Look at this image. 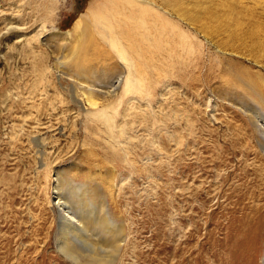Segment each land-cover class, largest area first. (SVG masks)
Wrapping results in <instances>:
<instances>
[{
  "label": "rangeland",
  "instance_id": "obj_1",
  "mask_svg": "<svg viewBox=\"0 0 264 264\" xmlns=\"http://www.w3.org/2000/svg\"><path fill=\"white\" fill-rule=\"evenodd\" d=\"M101 1L0 0V264H74L58 171L97 194L88 223L121 242L115 264H264V0H170L176 31L160 23L135 94Z\"/></svg>",
  "mask_w": 264,
  "mask_h": 264
},
{
  "label": "bare ground",
  "instance_id": "obj_2",
  "mask_svg": "<svg viewBox=\"0 0 264 264\" xmlns=\"http://www.w3.org/2000/svg\"><path fill=\"white\" fill-rule=\"evenodd\" d=\"M140 1L142 2L130 3L128 7H124L125 5L122 0H120L118 4L117 0H102L101 3H98L93 10L95 17L99 15L107 20V24L104 22L106 30L108 28L110 31H113L112 22L108 21L110 19H116L117 24H122L119 25V27L122 28L121 35L126 42L123 44V41L120 42V47H118V42L115 39H111V45L114 48L119 49L117 52L124 65L128 68V76L125 83L126 94L141 93V91H139L140 87L143 88L146 84V80H144V78L134 80L131 77L133 69L138 67V63L136 62L137 60L140 64L149 66V68L153 69L156 67V64L153 61V56L151 57L148 54L153 50L154 51L151 54L156 53L155 50L157 49L160 51V47H162V43L160 42L161 38L159 39V37L160 35H163L162 31H164V27L161 26L160 23L169 22V30L167 31H176L175 25L172 21L167 19L172 16L169 13V10L174 7L172 5L173 1L162 0V2L166 4L165 7L162 8L157 5L156 0ZM107 6L108 8H105ZM160 9L163 11L162 13H160ZM178 9L180 11V15L185 17L189 25L193 26L198 20L197 15L193 11L186 12L182 11L181 8ZM88 27L89 26L87 25L81 24V21L77 23L79 33L85 31ZM168 32H166L165 35H168ZM181 33L183 35L182 31ZM169 34L171 35V33ZM137 35L141 38V41H135L132 39ZM153 35H156V40L152 38ZM143 38H146L145 40L149 39L148 41H153V44L150 45V49L147 45H145V48L141 51ZM146 44L148 43L146 42ZM163 44L166 47L162 51H172L174 49L169 42H163ZM130 47L133 49L132 52L135 53V56L129 52ZM136 57L138 59H136ZM148 61L149 63H147ZM150 61L155 65L150 64ZM150 80L151 77L149 75L148 81ZM148 81L146 84L147 88L149 86ZM84 82L88 83L85 79ZM93 85L95 84L88 83L86 85V88L89 91L87 99L92 107L96 105V100L93 97V91L91 88ZM262 120L264 119L262 118ZM68 181L69 179H65V176L58 171L57 181L55 184V196L57 200L55 205L60 207L61 211L59 221L60 226H58V250L74 264H115L117 262V254L119 252L121 242L117 244L112 240L111 242L113 243H111L110 240L105 239L106 237L102 238V236H100L101 232L97 231L96 228L94 229V227H91L88 223L90 219H93L92 212H94L95 204L93 199L95 200L97 198V194L93 188L88 185ZM101 206L105 207V202H103V205ZM100 220L102 225L105 221L108 222V225L114 226L113 223L103 219L102 217ZM91 225H93V223H91ZM92 229L93 234L95 237L98 236V239H95L92 233L89 234ZM94 230L96 231L95 233Z\"/></svg>",
  "mask_w": 264,
  "mask_h": 264
}]
</instances>
